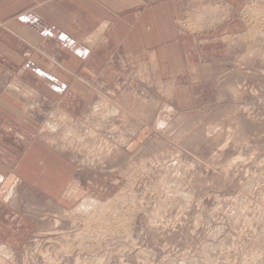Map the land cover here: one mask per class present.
Returning a JSON list of instances; mask_svg holds the SVG:
<instances>
[{
    "label": "rangeland",
    "instance_id": "rangeland-1",
    "mask_svg": "<svg viewBox=\"0 0 264 264\" xmlns=\"http://www.w3.org/2000/svg\"><path fill=\"white\" fill-rule=\"evenodd\" d=\"M191 2L187 72L130 64L77 114L14 84L76 180L0 264H264V0H240L225 31L231 6Z\"/></svg>",
    "mask_w": 264,
    "mask_h": 264
},
{
    "label": "crops",
    "instance_id": "crops-1",
    "mask_svg": "<svg viewBox=\"0 0 264 264\" xmlns=\"http://www.w3.org/2000/svg\"><path fill=\"white\" fill-rule=\"evenodd\" d=\"M221 1L232 8L222 29L233 30L240 0ZM191 3L0 0V242L23 244L38 225L35 213L59 204L76 180L70 155L42 134L37 114L26 109L29 101L14 84L77 114L98 88L116 85L130 64L151 59L171 74L187 72L201 53L177 19L183 15L186 22Z\"/></svg>",
    "mask_w": 264,
    "mask_h": 264
},
{
    "label": "bare ground",
    "instance_id": "bare-ground-1",
    "mask_svg": "<svg viewBox=\"0 0 264 264\" xmlns=\"http://www.w3.org/2000/svg\"><path fill=\"white\" fill-rule=\"evenodd\" d=\"M216 2H217V1H216ZM260 4H261V3H260ZM219 5H220V4H219ZM224 5H225V3H224ZM226 5H227V4H226ZM258 5H259V4H258ZM212 6H213V7H211V10H213V8H215V7L219 8L218 10H220V9L223 7L222 5H221L220 7H218V6H216V5L214 6L213 4H212ZM215 9H216V8H215ZM209 10H210V9H209ZM255 11L258 12V13L261 12L262 14H264V3H263V6H261L260 8L255 9ZM103 25H104V24H103ZM89 40H90V39H89ZM114 111H115V110H114ZM91 198H92V197H91ZM88 199H89V200H88ZM88 199L86 198L85 201H83V202L80 204V206L82 205V206L85 207V206H86L87 204H89V203L98 202V201H97L96 199H94V198H92V199L88 198ZM83 200H84V199H83ZM94 217H96V216H94ZM94 219H95V218H93V219H91V220L94 221ZM97 219H99V218L96 217V220H97ZM97 221H98V223H97L96 225L98 226V225H99V220H97ZM97 221H96V222H97ZM94 222H95V221H94ZM94 222H93V223H94ZM93 225H94V224H93ZM99 227H100V226H99ZM0 249H2L1 246H0ZM7 251H8V250H7ZM7 251H4V250H3V252H4V254H5L6 256L9 255V252H7Z\"/></svg>",
    "mask_w": 264,
    "mask_h": 264
}]
</instances>
